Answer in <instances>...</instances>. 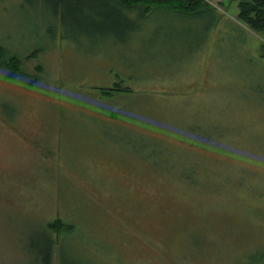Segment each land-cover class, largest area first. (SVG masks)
<instances>
[{
  "label": "rangeland",
  "instance_id": "374dc122",
  "mask_svg": "<svg viewBox=\"0 0 264 264\" xmlns=\"http://www.w3.org/2000/svg\"><path fill=\"white\" fill-rule=\"evenodd\" d=\"M204 1L0 0V264H264V33Z\"/></svg>",
  "mask_w": 264,
  "mask_h": 264
},
{
  "label": "trees",
  "instance_id": "16d2710c",
  "mask_svg": "<svg viewBox=\"0 0 264 264\" xmlns=\"http://www.w3.org/2000/svg\"><path fill=\"white\" fill-rule=\"evenodd\" d=\"M120 6L132 11L138 10L142 16L147 15L152 7L165 6L176 11L186 13H199L201 9L207 6L204 0H114ZM237 18L241 23L246 25L255 33H264V0H238ZM38 55V51H34L26 59H34ZM20 56L15 53L6 54L4 48L0 46V69L5 73L7 79L15 77L17 74L23 75ZM119 87L118 85H115ZM114 91H118L114 89ZM105 95L109 93L102 92ZM46 229L50 233H58L60 231H68L72 226L63 224L60 219H55L51 223L46 224ZM48 245H53L54 238L47 239ZM44 264H52V253L49 248L40 253ZM263 261V259H260Z\"/></svg>",
  "mask_w": 264,
  "mask_h": 264
}]
</instances>
